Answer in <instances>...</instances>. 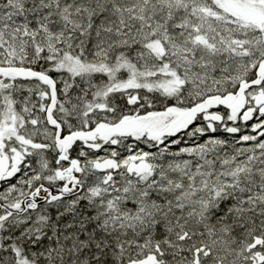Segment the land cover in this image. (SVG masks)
<instances>
[{"label": "snow or ice", "instance_id": "1", "mask_svg": "<svg viewBox=\"0 0 264 264\" xmlns=\"http://www.w3.org/2000/svg\"><path fill=\"white\" fill-rule=\"evenodd\" d=\"M0 264H264V0H0Z\"/></svg>", "mask_w": 264, "mask_h": 264}]
</instances>
